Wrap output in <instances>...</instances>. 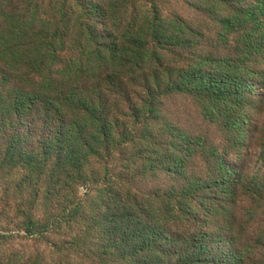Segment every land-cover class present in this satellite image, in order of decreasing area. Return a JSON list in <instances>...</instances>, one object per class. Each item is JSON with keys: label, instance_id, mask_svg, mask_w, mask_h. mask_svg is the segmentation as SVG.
I'll return each instance as SVG.
<instances>
[{"label": "trees", "instance_id": "16d2710c", "mask_svg": "<svg viewBox=\"0 0 264 264\" xmlns=\"http://www.w3.org/2000/svg\"><path fill=\"white\" fill-rule=\"evenodd\" d=\"M0 264H264V0H0Z\"/></svg>", "mask_w": 264, "mask_h": 264}, {"label": "rangeland", "instance_id": "374dc122", "mask_svg": "<svg viewBox=\"0 0 264 264\" xmlns=\"http://www.w3.org/2000/svg\"><path fill=\"white\" fill-rule=\"evenodd\" d=\"M181 14H183L184 17H186V18H188V17L191 16V13H190L189 11L185 10V9L182 10ZM182 106H184V104H182ZM181 112H183V113L185 114V116H186L187 118H189V116H188V114H187V111H185V110H181Z\"/></svg>", "mask_w": 264, "mask_h": 264}]
</instances>
